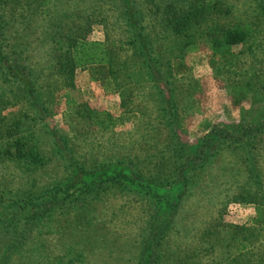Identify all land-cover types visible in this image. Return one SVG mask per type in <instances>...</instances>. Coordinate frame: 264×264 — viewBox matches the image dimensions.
<instances>
[{
	"label": "rangeland",
	"instance_id": "1",
	"mask_svg": "<svg viewBox=\"0 0 264 264\" xmlns=\"http://www.w3.org/2000/svg\"><path fill=\"white\" fill-rule=\"evenodd\" d=\"M112 1L0 0L3 40L38 77L37 87L46 93L51 110L45 121L34 124L28 100L13 90L11 81L0 77V118L28 115V122L43 135L44 152L51 156L44 164L21 162L11 159L6 142H0V264H224L235 256L236 243L231 239L235 225L251 228L243 233L252 234L250 248L258 257L264 243V10L260 0H223L232 9L225 21H252L254 41L223 48L202 39L178 48L180 58L174 63V38H166V48L164 40L157 38L161 69L170 78L165 86L151 84L146 69L128 50L123 56L127 74L118 79L109 78L108 65L93 64L76 70L73 86L56 87L50 75L58 53L49 37L51 22L58 12H71L75 2L81 9H95L96 14L103 4L101 13L108 21L99 17L90 38L105 40L106 32L128 37L127 24ZM139 4L151 9L147 0ZM132 89L133 95L127 97ZM168 95L173 102L176 99L180 112L174 126L187 145L183 159L192 156L216 126L231 133L226 142L216 143L218 150L207 155L202 172L192 174L188 185L182 178L168 187L152 183L154 193L136 185L113 186L89 201L67 200L65 191H51L73 171L70 155L53 153L52 127L65 135L71 155L79 160L123 158L128 163L132 158L147 175L166 177L162 173L166 165L159 163L174 143L162 109L163 96ZM79 104L110 115L116 125H89L82 120L74 125L71 115ZM126 116L133 119L121 123ZM78 127L88 128L89 134L78 135ZM245 130L248 133L242 138ZM196 159L195 163L202 160ZM191 166L189 162L188 172ZM251 195L255 201L246 199ZM35 211L42 212V218L27 222ZM18 241L21 248H10Z\"/></svg>",
	"mask_w": 264,
	"mask_h": 264
},
{
	"label": "trees",
	"instance_id": "2",
	"mask_svg": "<svg viewBox=\"0 0 264 264\" xmlns=\"http://www.w3.org/2000/svg\"><path fill=\"white\" fill-rule=\"evenodd\" d=\"M178 1L179 3H173L169 0H147L151 5V9L147 11L141 7L139 0L112 1L117 8L119 18L127 24L126 33L129 36H111L110 33L106 32L105 40L90 38L93 23L99 17H101L100 21H108L107 16L101 13L103 4L99 5L98 14H96L95 9L92 11L85 8L81 9L76 6L78 4L76 2L71 4L73 9L71 12H65V14L58 12L57 17L53 19L49 27L51 43L58 52L56 58L52 59L50 69V75L53 74L55 77L54 85L56 87L63 84L73 86L76 70L93 64L108 65L111 74L109 78L116 80L120 75L127 74L126 71L124 72L126 64L123 62V56L128 50H131L132 56L146 69L150 83L156 86H165L170 82V78L161 69L158 57L161 48L157 38L164 40L163 46L165 48L166 38H174V42L171 43V47L176 49L172 57L174 63L180 58L177 54L178 48L182 50L202 39H210L213 44L223 48L254 41L256 28L252 21L245 20L235 23L225 21L226 17L232 13V9L223 0ZM48 2L49 0H40L41 4ZM260 4L264 10V0H260ZM1 6L0 4V9ZM1 15L3 16V13L0 11V64H2L3 75L0 74V77L4 78V82L10 83L11 81L15 86L13 90H17L23 99L28 100L34 111L31 120L34 124H38L40 121H45L50 115L49 99H44L46 93L37 87L38 77H35L33 72L21 62L20 54L15 52L16 50H10V46L5 44L3 40L5 25L1 21ZM150 20L154 23H149ZM157 41L158 44L156 45ZM122 68L123 70L120 72ZM160 91L163 92L162 89ZM133 93L134 90L132 89L127 97L132 96ZM163 102L162 109L166 112L167 123L170 125L172 139L174 138L173 146L168 151V155L163 156L162 162L159 163V166L162 167L166 165V172L162 170L166 177L147 175L140 162H135L132 158L129 159L130 162L128 163H125L126 159L123 158H110L103 161L93 158L92 160H85V157L82 156L84 160H79L72 156L73 153L69 151L70 146L67 145L68 140L65 135L52 127L50 133L53 137L51 140L54 148L53 153L59 152L63 158H66V154L70 155L68 163L69 166L73 167V171L67 175L65 182L61 181L56 184L51 191H65L67 200L80 201L86 199L89 201L98 198L102 192L113 186L136 185L154 193V190H150L152 183L168 187L182 178L181 182L188 185L192 174L202 172L206 165V159L209 158L207 155L216 153L218 150L216 143L218 142L220 145L222 142H226L231 137V133L216 126L197 146L193 155L183 159L187 145L178 126L176 128L174 126L180 121L176 99L173 102L171 95H168V98L163 96ZM71 116L74 125L77 126L81 120L89 125L94 122L107 125V127L116 125L110 115L105 116L101 111L90 109L85 104H79ZM28 118L26 114L9 120L0 118V142H6V152L11 159L27 163L33 162L37 165L44 164L49 156L47 157V152H44V147L41 145L43 135L35 131L34 124L31 123L30 119L28 122ZM132 119V116H126L121 123ZM86 129L88 128L79 129L78 127V135L87 136L89 132ZM247 133L248 130H245L241 137L245 138ZM61 141L63 143H60ZM196 158H201V162L195 163ZM189 162L192 164L191 172H188L187 169ZM237 197L235 196V199ZM254 197L251 195L246 199L255 201ZM18 201L23 202L24 199H18ZM41 213L33 212L27 217V222H32V224L38 222L42 218ZM233 228L231 239L236 243V252L235 256L224 264H264V243L261 245L258 257H253L255 254L250 248L252 234L243 233L244 231L249 232L251 228L241 225H235ZM21 246L22 243L18 241L10 248L16 249L21 248Z\"/></svg>",
	"mask_w": 264,
	"mask_h": 264
}]
</instances>
